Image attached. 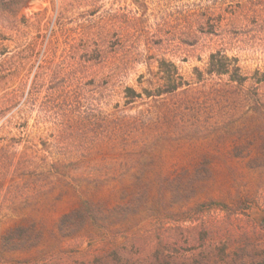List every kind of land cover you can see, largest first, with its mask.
Masks as SVG:
<instances>
[{
    "label": "rangeland",
    "instance_id": "374dc122",
    "mask_svg": "<svg viewBox=\"0 0 264 264\" xmlns=\"http://www.w3.org/2000/svg\"><path fill=\"white\" fill-rule=\"evenodd\" d=\"M17 21L0 62L46 43L61 21L74 42L73 28H103L107 57L93 67L99 88L85 104L95 117L47 157L79 158L100 183L75 193L56 180L52 188L46 167L17 168L23 145L11 140L19 133L1 131L0 119V148L8 145L0 150L8 162L0 165V264H264V0H30ZM212 54L238 66L245 84L210 75ZM37 56L19 75L0 72V88L19 87L23 100ZM171 79L179 87L172 93ZM127 88L139 98L128 99ZM160 105L159 114L152 107ZM35 115L30 137L39 134ZM143 184L148 197H134ZM209 201L242 209L189 212ZM77 208L86 226L72 219L59 227ZM29 224L23 245H1Z\"/></svg>",
    "mask_w": 264,
    "mask_h": 264
},
{
    "label": "trees",
    "instance_id": "16d2710c",
    "mask_svg": "<svg viewBox=\"0 0 264 264\" xmlns=\"http://www.w3.org/2000/svg\"><path fill=\"white\" fill-rule=\"evenodd\" d=\"M2 1L4 0H0L1 3ZM7 1L8 3H2L0 30L1 32L11 33L9 37L0 34V55L2 56L9 53L8 48L4 46V42L13 41L11 37L17 26V14L30 0ZM99 24L98 21V23L94 22L86 26L80 25L78 29L73 28L72 30L77 34L75 36L78 37V42L75 41V43L74 37L68 40L63 37V33L67 29L66 24L61 21L57 24V29L52 31L49 38H47L46 43L43 44L35 40L20 51H15L11 57L0 62V72L13 69L12 75H19L25 66L24 62L37 58V55L41 53L37 64L34 66L31 83L23 100H21L22 92L19 87L12 89L0 88V92H2L0 95V119H4V122H6L1 131L6 132L7 129H15L19 133L18 138H12L11 140L13 145L17 143L23 145V150L15 161L17 168L21 167L28 170L33 167L35 169L42 166L46 167V173L49 176L48 179L52 188L56 180L62 182L63 187L72 189L75 193H81L82 189H90L91 185H98L100 183L98 170L81 168L80 166L84 162L76 156V160L69 159V154H62V160L53 159L54 161L50 163L47 162V157H51L50 151L53 146L66 144L69 139L74 137L80 126L95 117L92 110L89 112L86 110L85 104L91 99L89 94L99 88L96 83L97 74L93 67L95 65L100 66V63L103 64L107 57L104 48L108 42H106V37H102L103 28L99 27ZM207 72L210 75H226L229 78V83L238 86H242L246 82V77L242 76L240 68L234 66L225 56L218 54L210 56ZM261 76L258 83H264V73ZM169 82L170 93L179 88L175 80L171 79ZM230 87L227 86V90H231ZM126 92L128 99L139 98V94L131 88H127ZM149 93L147 95L151 97L156 96L160 91L155 89L153 93ZM152 108L160 114L165 107L160 105ZM34 111L36 115L33 118V127L39 134L35 135L37 137H30L34 135L26 133V131L28 119ZM150 113L149 110L148 115ZM257 113L264 117V112L259 111ZM122 124L124 123L120 125L122 126ZM148 127L147 129L151 128L150 131L158 130L157 126ZM143 129L145 130L146 127H143ZM24 134H27V136H24ZM186 137H189V135ZM157 143L158 139L153 145L154 149L159 146ZM3 147L7 148L8 145H3L0 150ZM263 162H261V165H264ZM7 163L6 161L0 162V165ZM10 164L12 165V163ZM145 185L143 184V187ZM147 188L145 186L140 190L137 187L136 193L133 194L134 197H137L138 194L148 197ZM90 204L87 205L88 207L85 206L84 209L87 207V211L91 210ZM241 205V202H236L233 208L228 210L230 207L220 202L209 201L197 204L189 212L199 214L212 209L238 212L242 209ZM81 208L64 215L59 227H66L68 224L65 222L72 219L74 223H70V225H76L79 229L86 226L88 215L86 217L82 216L80 214ZM32 226L30 224L16 226L9 230L3 236L1 245L7 250L17 249V246L24 244L25 237L33 229ZM36 239L38 238L36 237Z\"/></svg>",
    "mask_w": 264,
    "mask_h": 264
}]
</instances>
